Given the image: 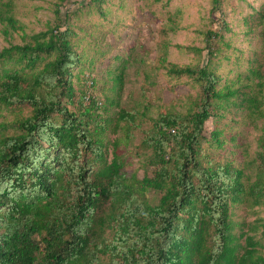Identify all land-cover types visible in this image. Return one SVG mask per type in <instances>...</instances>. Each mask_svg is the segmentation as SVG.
I'll list each match as a JSON object with an SVG mask.
<instances>
[{"label":"trees","instance_id":"obj_1","mask_svg":"<svg viewBox=\"0 0 264 264\" xmlns=\"http://www.w3.org/2000/svg\"><path fill=\"white\" fill-rule=\"evenodd\" d=\"M9 6L0 0L3 33L23 31ZM61 25L0 51V59L13 64L0 73V108H31L29 116L0 123V264H264L255 237L261 228L264 238V220L232 217L235 204L264 207V129L243 167L208 151L224 144L222 129L203 134L205 121L236 94L235 107L251 121L263 118L262 97L216 88L220 78L210 58L203 66L179 67L164 52L159 67L199 84L194 106L152 117L138 101L119 105L125 61L105 69L111 85L103 84L100 102L93 93L99 68L74 48L72 31ZM216 35L208 31L209 56ZM251 74L262 79L258 69ZM146 118L151 124L144 129ZM7 127L14 131L4 133ZM134 130L143 134L141 166L151 168L142 178L124 171L121 138L106 139L121 131L127 145Z\"/></svg>","mask_w":264,"mask_h":264},{"label":"rangeland","instance_id":"obj_2","mask_svg":"<svg viewBox=\"0 0 264 264\" xmlns=\"http://www.w3.org/2000/svg\"><path fill=\"white\" fill-rule=\"evenodd\" d=\"M2 1L9 3L23 31L9 30V34H4L0 26V51L10 44H23L32 34L62 23V30L69 27L73 33L74 48L83 52L100 70L94 74L97 82L93 90L100 102L106 94L103 84L105 87L111 85L105 69L125 61L119 105L130 108L138 101L147 107L146 113L152 117L167 111L186 112L194 106L201 92L199 84L190 76L168 74L159 67V56L165 52L167 62L179 67L203 66L210 58V66L220 78L216 88L228 85L232 89L258 93L264 110V19L259 22L256 12L263 8L264 0H218L216 6L213 0ZM209 30L217 34L210 38L214 50L211 56L206 41ZM11 66V62L0 59V73ZM251 69H258L262 79L253 76ZM259 81L261 86L257 84ZM237 95L230 96L228 104L218 110L220 114L205 121L203 134L209 137L215 126L222 129L224 144L216 151L214 148L208 151L213 152L216 159H228L243 167L254 156L257 136L262 133L261 128L264 129V117L251 121L246 110L231 103L239 99ZM117 110L116 106L111 108V111ZM30 112L26 104L1 106L0 123L11 124L29 116ZM150 124V119L146 118L142 127L147 129ZM13 131L7 127L3 132ZM133 133L127 145L121 131L107 135L106 139L121 138L118 151L126 162L124 171L127 174L135 172L142 178L144 174L151 175V168L142 167L143 159L137 154L141 151L142 132L134 130ZM246 172L253 175L252 168ZM232 213L237 222L264 220L263 206L235 204ZM260 231L261 228L255 237L261 244L258 251L264 256V238ZM100 257L104 262L109 261L107 254Z\"/></svg>","mask_w":264,"mask_h":264}]
</instances>
